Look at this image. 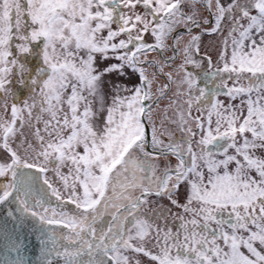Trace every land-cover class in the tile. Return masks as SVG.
I'll return each mask as SVG.
<instances>
[{"label": "snow or ice", "instance_id": "1", "mask_svg": "<svg viewBox=\"0 0 264 264\" xmlns=\"http://www.w3.org/2000/svg\"><path fill=\"white\" fill-rule=\"evenodd\" d=\"M0 219L38 264H264V0H0Z\"/></svg>", "mask_w": 264, "mask_h": 264}, {"label": "water", "instance_id": "2", "mask_svg": "<svg viewBox=\"0 0 264 264\" xmlns=\"http://www.w3.org/2000/svg\"><path fill=\"white\" fill-rule=\"evenodd\" d=\"M0 223H2V219H0ZM7 228L12 230L13 235L23 242V247L17 252L15 248L9 247L6 237L0 235V264H6V262L11 264L18 256L26 264H38L42 255L41 242L38 239L40 225L31 219H25L23 223L9 222Z\"/></svg>", "mask_w": 264, "mask_h": 264}, {"label": "rangeland", "instance_id": "3", "mask_svg": "<svg viewBox=\"0 0 264 264\" xmlns=\"http://www.w3.org/2000/svg\"><path fill=\"white\" fill-rule=\"evenodd\" d=\"M28 64H29V68H32V67H33V65H32V63H31V58H29ZM27 94H28V91H27V89H25L24 96H19V95H18V97H17L18 102H22L23 99L26 98V95H27Z\"/></svg>", "mask_w": 264, "mask_h": 264}, {"label": "flooded vegetation", "instance_id": "4", "mask_svg": "<svg viewBox=\"0 0 264 264\" xmlns=\"http://www.w3.org/2000/svg\"><path fill=\"white\" fill-rule=\"evenodd\" d=\"M27 96V95H26Z\"/></svg>", "mask_w": 264, "mask_h": 264}]
</instances>
